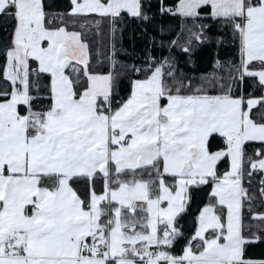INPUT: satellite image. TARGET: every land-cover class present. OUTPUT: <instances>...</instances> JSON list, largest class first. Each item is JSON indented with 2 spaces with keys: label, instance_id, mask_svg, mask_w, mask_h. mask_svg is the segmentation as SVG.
I'll return each mask as SVG.
<instances>
[{
  "label": "snow or ice",
  "instance_id": "snow-or-ice-1",
  "mask_svg": "<svg viewBox=\"0 0 264 264\" xmlns=\"http://www.w3.org/2000/svg\"><path fill=\"white\" fill-rule=\"evenodd\" d=\"M150 9L0 0V264H264L245 247L264 241V0H159V14L180 18L169 53L213 39L205 20L218 45L230 41L211 73L151 54L121 73L114 43L108 70L94 67L102 25L114 40ZM193 187L207 201L186 234ZM245 205L258 221L247 232Z\"/></svg>",
  "mask_w": 264,
  "mask_h": 264
},
{
  "label": "trees",
  "instance_id": "trees-1",
  "mask_svg": "<svg viewBox=\"0 0 264 264\" xmlns=\"http://www.w3.org/2000/svg\"><path fill=\"white\" fill-rule=\"evenodd\" d=\"M45 2L50 6V10L56 11H63L68 4V0H45ZM144 2L146 5L149 2L151 3L150 11L155 13L153 19L144 22L126 18L124 21L118 23L114 40H111L108 36L107 22L102 25V30L105 34L102 42L93 43L92 46V63L98 70H108L111 63L109 57L113 55V43L115 44L114 58L117 61V71L121 73H123V69L120 67L122 64L135 63L141 65L148 55L151 54L157 59H162L164 56L175 57L178 72L182 70L188 75L195 74L199 77L202 73H211L214 70L213 65L217 58V52L221 59L234 54L235 49L231 46L227 38L223 44H217L215 37L220 34V30L217 24L210 20H205L203 23L211 25L206 31L213 39L194 47L190 55L181 51L179 47H173L171 53H169V42L176 37L179 31L180 18L179 16L173 17L169 14H159V0H144ZM168 2L171 3L174 0H168ZM77 30L79 29L77 28ZM8 31H10V26L0 23V40L7 38ZM90 38L93 41L100 40L99 37L95 36ZM44 83L45 81L42 79L41 84L43 85ZM119 86L121 95H126L129 90L127 75H121ZM258 179L259 174L253 177V185L255 187H258ZM245 186H248L247 178H245ZM76 187L83 192L86 184L84 181H80ZM97 187H100L99 182L97 183ZM190 197V207L188 208L187 214L180 220V224L183 226V231L186 234L193 230V222L198 213V209L207 201L206 191L202 187H193L190 191ZM250 222L258 223V221H251L250 213L248 212L247 205H245L243 209L245 232H247V226ZM180 247L181 245L177 244L175 251L179 252ZM245 247L247 257L256 259L264 258V241L250 243Z\"/></svg>",
  "mask_w": 264,
  "mask_h": 264
}]
</instances>
